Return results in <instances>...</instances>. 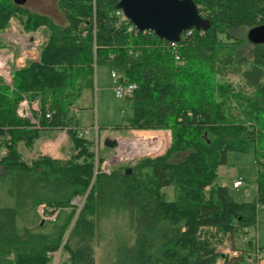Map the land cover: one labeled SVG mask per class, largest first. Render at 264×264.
<instances>
[{
  "label": "trees",
  "instance_id": "obj_1",
  "mask_svg": "<svg viewBox=\"0 0 264 264\" xmlns=\"http://www.w3.org/2000/svg\"><path fill=\"white\" fill-rule=\"evenodd\" d=\"M120 1L57 0L59 24L0 0V32L17 19L27 33H48L38 60L15 69L12 85L0 81V264H52L59 250L69 256L61 264H96L98 223L117 211L135 239L116 248L113 264H250L262 253L249 235L264 205V42L249 33L264 27V0H194L209 26L175 46L117 15ZM103 66L136 85L125 95L133 117L112 131H165L163 155L96 169L94 135L78 136L74 109ZM23 100L38 102L35 123L19 116ZM59 131L73 145L68 160H24L21 145ZM231 152L255 158L252 202L219 184Z\"/></svg>",
  "mask_w": 264,
  "mask_h": 264
},
{
  "label": "rangeland",
  "instance_id": "obj_2",
  "mask_svg": "<svg viewBox=\"0 0 264 264\" xmlns=\"http://www.w3.org/2000/svg\"><path fill=\"white\" fill-rule=\"evenodd\" d=\"M25 6L31 11L49 15L59 24L64 22L57 8V0H29ZM43 29L37 31V33H27L18 20L13 19L10 27L4 32H0V43L3 46L0 48V56L7 58L5 74L0 71V81L2 83L12 85L13 71L15 69L24 67L30 60H38L40 50L47 39L44 31H42ZM0 69H2V62H0ZM111 74L112 72L108 67L96 68L95 88L93 90H85L76 103L79 129L94 127V130H100L101 136L105 134L103 137L100 136L102 144L100 156L105 157L104 161L117 156L119 151V145L112 150L104 149L103 143L106 138L120 142L138 140L141 136L151 135L152 133L157 135V137L155 136L157 143L154 142L153 145L144 143L142 154L124 153V157L128 156L130 159H117V161L110 164V170L119 165H129L143 158H155L163 155L169 145V134L165 131H112L114 127L130 120L133 117V111L125 97H117L115 83ZM232 80L237 82L238 78L233 77ZM159 134H161L162 144L158 151L160 145ZM228 164V166L222 167L220 170L219 184L228 187L235 202L247 203L254 201L257 196V165L253 155L231 152L228 155ZM240 178L243 180V184L235 188L233 183L235 179L238 180ZM166 192H168L169 199L172 200L173 191L167 190ZM82 202L80 201V204L73 202V204L80 209ZM42 211L43 208H40V214L43 215V218L45 217L46 221H50L46 218L47 216H44V211ZM249 236L262 249V253H259L258 257L254 256L250 264H264V205L258 209L257 227L251 230ZM134 239L135 233L131 230L128 214L124 211H117L111 217L101 220L98 223L96 264H113L116 248ZM242 241L243 239L238 238L237 246L245 248L246 246H243ZM232 246L230 244L225 247L221 246L220 251L231 254L233 252ZM57 253H55L56 256ZM64 255V253H61L59 261L53 259L52 264H61L64 260ZM10 258L12 259L13 257ZM218 263L222 264V260Z\"/></svg>",
  "mask_w": 264,
  "mask_h": 264
},
{
  "label": "water",
  "instance_id": "obj_3",
  "mask_svg": "<svg viewBox=\"0 0 264 264\" xmlns=\"http://www.w3.org/2000/svg\"><path fill=\"white\" fill-rule=\"evenodd\" d=\"M28 1L14 0L21 6ZM118 9L137 30L153 32L168 42H178L183 33L192 29L205 31L209 26L194 0H121ZM249 38L254 43H263L264 27L251 31ZM103 146L114 149L117 141L106 138Z\"/></svg>",
  "mask_w": 264,
  "mask_h": 264
},
{
  "label": "built area",
  "instance_id": "obj_4",
  "mask_svg": "<svg viewBox=\"0 0 264 264\" xmlns=\"http://www.w3.org/2000/svg\"><path fill=\"white\" fill-rule=\"evenodd\" d=\"M117 15L122 16L123 18L127 19L123 12L121 10H119L117 12ZM133 26L130 28V30H133ZM192 34V31L189 30L186 32L187 36H190ZM172 46H175L176 43L175 42H171ZM0 62H2V69H0L2 74H5V67L7 66L6 62H7V58L6 57H2L0 56ZM111 77L115 83V93L117 95V97H125V95L127 94H131L135 89H136V85L135 84H123L119 81V77L117 76V74L115 72H112ZM1 79V78H0ZM74 111L77 113V109H74ZM18 114L20 117L23 118H27L29 120H31L33 123H35L34 119H33V109L31 107V103L27 100H23L18 108ZM47 117H49V115H47ZM94 128V127H93ZM93 128H83V129H79L78 130V136L80 138H84V137H88V136H92L94 135V140L95 143L92 147V151L95 154V160H96V169L98 170L99 166H100V170L101 172L104 173H110V167H111V163L117 161V159L120 157L121 152L120 150L118 151V155L115 157H111L108 161H104L101 165L99 164V159H100V146L101 144V137L99 136L98 130L97 129H93ZM122 141L117 142V146L119 145V149L121 146ZM123 159V158H120ZM130 158L127 157L126 160H129ZM108 166V167H107ZM243 184V180L240 178L237 181L234 182V187L238 188L239 186H241ZM75 204H80V198H78V201H74ZM43 212V211H42ZM47 216L46 218L49 219L50 221L55 220L56 215H44ZM45 218V217H44ZM57 253V252H55ZM55 253H49V256L53 257V259L55 260H60V255L62 253L61 250L58 251L57 256ZM69 256L67 254L64 255V258H68ZM57 261V262H58Z\"/></svg>",
  "mask_w": 264,
  "mask_h": 264
},
{
  "label": "crops",
  "instance_id": "obj_5",
  "mask_svg": "<svg viewBox=\"0 0 264 264\" xmlns=\"http://www.w3.org/2000/svg\"><path fill=\"white\" fill-rule=\"evenodd\" d=\"M42 31H44L45 36L47 37L48 33L46 32V30L43 29ZM30 103L33 112L38 111L39 109L38 102L33 101ZM33 119L34 121L36 120L35 118ZM104 135L105 134H103L101 137H103ZM20 150L23 154L24 160L27 161L28 163L32 162L33 160L41 156L49 157L54 160L65 161L68 160L74 154L72 142L66 131H59L51 134V136H45L42 140L38 141L31 150L21 145ZM235 181H237V179H235ZM39 214H40V209H39ZM40 215L43 217L42 214Z\"/></svg>",
  "mask_w": 264,
  "mask_h": 264
},
{
  "label": "bare ground",
  "instance_id": "obj_6",
  "mask_svg": "<svg viewBox=\"0 0 264 264\" xmlns=\"http://www.w3.org/2000/svg\"><path fill=\"white\" fill-rule=\"evenodd\" d=\"M157 135L155 133H152L151 135H144L143 137L141 136L138 140H124L121 143L120 146V152L121 155L118 158V160L120 158H123V160L127 159L128 156L124 157V153H130V154H142V152L144 151L143 147H144V143H148L149 145H153L154 142L157 143V139L156 137ZM156 146V145H155ZM133 147V148H131Z\"/></svg>",
  "mask_w": 264,
  "mask_h": 264
}]
</instances>
